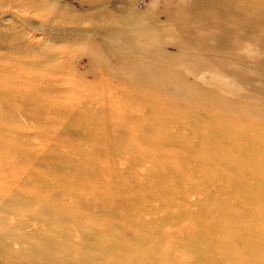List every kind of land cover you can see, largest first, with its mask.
Returning <instances> with one entry per match:
<instances>
[{
    "label": "rangeland",
    "instance_id": "1",
    "mask_svg": "<svg viewBox=\"0 0 264 264\" xmlns=\"http://www.w3.org/2000/svg\"><path fill=\"white\" fill-rule=\"evenodd\" d=\"M4 40L22 51L0 46V83L28 76L39 59L69 86L60 96L84 90L89 125L44 113L31 127L25 117L0 126L7 222L24 219L13 232L29 239L12 241L0 264H23L19 251L33 257L24 249L37 264L52 252L72 264L191 263L180 250H194L197 238L208 245L195 250L224 264H264V0H0ZM11 99L0 86V114L12 117ZM211 113L224 114L225 126ZM233 128L227 147L185 153L191 138ZM176 139L183 154L166 150ZM141 140L163 143L145 151ZM182 155L192 161L179 179ZM31 190L49 198L47 220L26 219L43 207Z\"/></svg>",
    "mask_w": 264,
    "mask_h": 264
},
{
    "label": "bare ground",
    "instance_id": "2",
    "mask_svg": "<svg viewBox=\"0 0 264 264\" xmlns=\"http://www.w3.org/2000/svg\"><path fill=\"white\" fill-rule=\"evenodd\" d=\"M4 36H6V35H4ZM18 39H20V36ZM14 43L15 42H13V44H8L4 40V41H0V46L6 45L8 47L9 53H11L13 55H17L18 53H20V51H22V49H20V45H18V43H16V44H14ZM20 61L21 60L19 59V62ZM28 63L30 65V61H28ZM15 64L17 66V64H19L18 61ZM33 64H34V62H33ZM41 64H42V62L38 59V69L31 71L28 76L18 75L17 78H7L5 80L3 79V81L0 83L2 90H4V89L8 90V92H10L11 98H14L11 100H14L15 103L13 101L12 104L9 103V105L18 107L16 109V111L12 112V114H11L12 117L5 116L4 113L0 114V126L12 124V122H19L21 117H25L26 118L25 120L28 121L27 124H29L31 127V126H33V124H39V123L44 122V121H42V118L39 116V115L44 114V113H48V114L52 113V116L50 118L59 117V120L63 121L61 125H69L72 127V126H74L72 124L74 122H82V123H85L84 125H86V126L89 125V124H86V122L89 121L88 118L83 117L81 119V106H83V103H84V100L81 98V96H82L84 90L79 88V87H74L72 89V91H74L76 94L81 95L79 97H76L75 99L73 98V96H63V95L60 96V94L64 93L63 89L68 88L69 86L68 87H64V86L61 87L60 85H58V82L60 80L57 77L56 68H50V67L45 68V67L41 66ZM18 66L20 67V66H24V65H18ZM13 67H15V66H13ZM39 68H42V69H39ZM85 83H86L85 81L81 80L80 85H83ZM87 86H90V85L87 84ZM132 93H133V91H132ZM55 95L58 97L56 99V101L53 99V97ZM152 96H154V95L152 94ZM156 96L152 97L153 101L157 100L159 98V96H157L158 98ZM60 97L63 101L64 100L65 101L60 102L59 101ZM138 98L140 99V96H138ZM146 99H147L146 97L145 98L143 97L144 101ZM27 106H30V107L28 108ZM18 111H20V116L19 115L17 116ZM160 115H162L161 112H160ZM210 119H211L212 123L216 122L219 125L221 124L219 126V128L224 127L225 122L227 120L226 116L224 114H221V113H211ZM198 121L201 122V118ZM260 121L261 122H260L259 126H263L264 125V117H261ZM91 124H95V123H91ZM197 124H198V122L191 124L189 126L193 127V126H196ZM201 124H203V122H201ZM24 126H25L24 124L21 125V127H24ZM229 132L230 133L227 135L225 133H218V134L211 133L210 137L204 136L202 134V135L196 136L195 140H193V138H191V141L192 142L194 141V142L187 146V148L185 149V153L194 155L196 149H202L203 150V149H207L210 146H216V147H222V148L227 147L228 136H232V134L235 133L234 128L229 129ZM138 133H139V131H138ZM147 138H148V136H147ZM141 141H142V144H145V151H148L151 148L156 149L157 147L161 146L163 143V141L161 142L159 140H156V141L141 140ZM138 142H140V141H138ZM92 145H93V143H91V146ZM97 146H99V144H95L93 147L96 148ZM185 146H186V144L182 139H176L175 141L170 140L169 146L166 148V150H167V152H169L171 154H175V155L181 154V153L183 154L184 150H182V147H185ZM89 150L90 149H88L87 151H89ZM89 152H93V150H90ZM179 157H180L179 162H182V163L177 164V166L180 167L181 170H180V172L179 171L176 172V175L179 179H181L182 176L180 174L185 173L184 170L188 169V162H190L192 160H187L185 155H182ZM215 165H218V162L215 163ZM15 166L20 167L21 165L15 164ZM221 168L225 169L224 165ZM234 169L235 168H233L232 170H234ZM157 177L161 179L162 175L159 174V175H157ZM229 182L235 183L232 180H230ZM4 191L7 192V191H11V190L0 191V253L2 251H4V248H5L6 252L13 254L14 252L10 248L12 241H15V243L21 244V242L25 243L29 239L23 238L25 236L23 235L22 232H19V230L16 234L13 232V228L20 225L24 219L17 220L14 224L7 222L9 215L12 212L9 210H4L5 209L4 208V206H5L4 199L8 198L10 196V194H8ZM27 194H29V198L32 200V202L37 200L40 204L43 205V207L39 213L35 212L32 215L28 216L26 219L33 218L34 216H36L37 219L42 218L43 220H47L48 215H47V211L45 209V205L50 203V200L48 197L42 195V194H45V192H41L37 197H36V191L35 190H31V191L27 192ZM230 195H233V193H231ZM79 196L81 197V195H79ZM79 202H81L82 204L88 203L86 200H83L82 197L79 200ZM18 204H20L19 201H18ZM83 214L85 216L84 212H83ZM256 220H257V218L255 216H253L251 218L252 222H250L251 223L250 228L253 230L256 229V222H255ZM12 221H15V220L13 219ZM24 223H26V222H23V224ZM10 225H12L11 229H9ZM200 244H203V246H207L208 243H207L206 238L195 239V249L198 248L196 246L200 245ZM33 248L36 250L39 249V247L37 245H34ZM200 248H202V247H200ZM195 249L191 250L190 248H187L186 249L187 251H186V250H183V248L181 247V250H180L182 252L183 259L185 258L187 252H191L190 254H192V258H194L193 262L188 263V262L182 260L179 256L174 257L173 259L176 261H172V262H175L176 264H195L198 261H200L201 259H202V261L205 260V257H206L208 259L209 264H224V261H225L224 258L221 257L219 254H216L214 251H211V250L207 251L206 250L207 252H205L204 254H201V253H199L200 251H197L199 249H197V250H195ZM24 251H26L24 253V255L25 254H33L32 255L33 257L23 258L22 252L19 251L20 260H22L23 264H30L33 260H34L35 264L39 263V260L37 259L38 255H36L35 253H28L27 249H24ZM106 251H108V250H105L102 254H105ZM38 254L41 255V257H43V256H45L46 253L44 251V252H41ZM92 255H95V254L92 253ZM178 255H181V254L178 253ZM46 260H47V264H63L64 261H69V262H71L70 264H72V261H71L72 259H69L68 256L63 257V256H61L55 252H52L47 257ZM166 260L168 263H170L169 258H166ZM97 262H98L97 260L86 261V263H84V261H82L81 264H97ZM205 262H207V261H205ZM65 263H67V262H65Z\"/></svg>",
    "mask_w": 264,
    "mask_h": 264
}]
</instances>
